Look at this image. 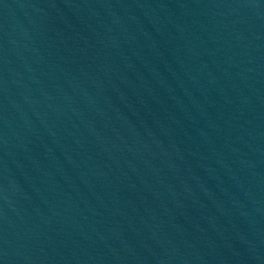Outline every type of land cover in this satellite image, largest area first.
Listing matches in <instances>:
<instances>
[{"label":"water","instance_id":"1","mask_svg":"<svg viewBox=\"0 0 264 264\" xmlns=\"http://www.w3.org/2000/svg\"><path fill=\"white\" fill-rule=\"evenodd\" d=\"M0 264H264V0H0Z\"/></svg>","mask_w":264,"mask_h":264}]
</instances>
